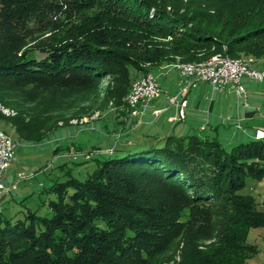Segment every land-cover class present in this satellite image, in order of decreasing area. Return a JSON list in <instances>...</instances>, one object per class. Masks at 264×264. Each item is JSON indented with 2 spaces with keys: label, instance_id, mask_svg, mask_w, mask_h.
Segmentation results:
<instances>
[{
  "label": "trees",
  "instance_id": "obj_1",
  "mask_svg": "<svg viewBox=\"0 0 264 264\" xmlns=\"http://www.w3.org/2000/svg\"><path fill=\"white\" fill-rule=\"evenodd\" d=\"M235 1L0 0V104L16 112L4 120L19 140L42 143L67 124L49 118L43 92L78 95L116 77L108 98L125 107L135 81L178 60L245 54L264 62V0ZM95 9L71 27L75 38L26 48L35 34L60 31ZM43 116L44 133L33 136L29 126ZM116 152L84 181L55 182L42 213L0 211V264H247L259 252L247 241L264 227V213L242 192L248 181H264V138L228 149L216 139L169 136ZM151 186L167 194L156 199ZM177 236L178 255L165 256Z\"/></svg>",
  "mask_w": 264,
  "mask_h": 264
},
{
  "label": "rangeland",
  "instance_id": "obj_2",
  "mask_svg": "<svg viewBox=\"0 0 264 264\" xmlns=\"http://www.w3.org/2000/svg\"><path fill=\"white\" fill-rule=\"evenodd\" d=\"M187 1L183 0L185 3ZM240 4H242L240 0L232 2L233 7H238ZM97 12H99L98 9L83 13L80 20L72 21L71 24L62 27L60 31L35 34L26 41V48H41L50 41L75 38L74 30H71V27L82 22L83 19V21L89 20ZM54 17L56 20L64 16L54 15ZM32 28L36 27L32 26ZM223 56L227 55L223 54ZM240 56L241 58L234 59L247 62L252 59L253 68L258 63L245 54H240ZM178 62L184 63L179 60L176 63ZM119 85L120 80L118 78L106 77L96 81L93 87L77 91L80 92L78 95L63 96L57 94L54 97L48 95L51 92H43L40 102L47 103L51 116L49 118H64L67 120V124L62 126L63 122L58 123L61 127L50 133L42 143L29 144L19 140L15 127L8 120H4V118L15 116L16 112L11 105L0 104V129L17 141L15 161L4 176V184L11 191L4 193L0 198V211L5 217H23L28 209L40 210L42 213L46 209L45 202L47 199L55 198L47 193L55 182H65L71 177L84 181L88 174L93 173L98 168V160L104 161L111 154H116V151L125 149V144L117 145L118 142L124 141L126 133L123 128L124 124L119 121L122 117L121 111L125 107L121 104L122 100H109L108 98V93L110 91L113 93ZM3 102L9 103L11 100L5 99ZM47 117L43 116L38 120V117L33 119L34 122L29 126L33 136L42 133L38 128V123L45 126L48 122ZM227 148L229 149L230 146ZM167 191L163 187L151 186L149 193L160 200L167 194ZM242 193L254 197L258 211L264 213V181H248ZM214 206L216 211L220 212L219 205ZM182 218L187 220L188 212L184 213ZM213 219L218 220L216 217ZM179 236L173 238L165 246V251L168 250L166 251L168 253H164L165 256L174 253L178 255ZM247 242L257 246L259 251L247 261V264H264V227L251 229ZM175 258L178 259V256Z\"/></svg>",
  "mask_w": 264,
  "mask_h": 264
},
{
  "label": "crops",
  "instance_id": "obj_3",
  "mask_svg": "<svg viewBox=\"0 0 264 264\" xmlns=\"http://www.w3.org/2000/svg\"><path fill=\"white\" fill-rule=\"evenodd\" d=\"M253 64V61H252ZM255 68L264 71V62ZM162 89L159 100L147 108L143 125L135 126L130 114H122L126 131L125 148L140 144H154L169 136L216 139L225 147L258 139L257 132H264V83L244 77L246 98L226 91H216L207 83H200L181 98L187 102L181 115L180 106H171L169 98L179 95L186 86V79L170 65L154 70Z\"/></svg>",
  "mask_w": 264,
  "mask_h": 264
},
{
  "label": "built area",
  "instance_id": "obj_4",
  "mask_svg": "<svg viewBox=\"0 0 264 264\" xmlns=\"http://www.w3.org/2000/svg\"><path fill=\"white\" fill-rule=\"evenodd\" d=\"M168 68V66L166 67ZM186 79V86L178 96L169 98L171 106H180L181 115L187 102L179 100L186 96L191 89L200 83H207L216 91H226L235 94L237 97L246 98L247 90L242 84L244 77L264 83V71L253 68V64L242 66H228L225 64V56L222 57V64L219 71L209 73H194L193 71L181 75ZM162 96L160 83L155 75H146L145 79L135 81L131 91L125 97V109L135 119V126L143 125L145 112L152 102L159 100ZM264 136L259 131L256 137ZM17 142L7 133H0V198L4 193L11 191L4 184L5 172L9 169L16 158Z\"/></svg>",
  "mask_w": 264,
  "mask_h": 264
},
{
  "label": "bare ground",
  "instance_id": "obj_5",
  "mask_svg": "<svg viewBox=\"0 0 264 264\" xmlns=\"http://www.w3.org/2000/svg\"><path fill=\"white\" fill-rule=\"evenodd\" d=\"M220 64H222V56H216L205 63L182 64L178 62L173 64L171 67L176 71H178L179 74L185 75L187 72H191V71H193L194 73H209L213 71H219ZM225 64L228 66H242V65L252 64V60H249V62H247L236 59H230L225 56ZM0 133H5V132L0 129ZM260 138H264V136Z\"/></svg>",
  "mask_w": 264,
  "mask_h": 264
}]
</instances>
